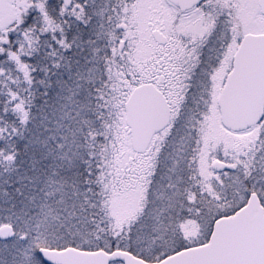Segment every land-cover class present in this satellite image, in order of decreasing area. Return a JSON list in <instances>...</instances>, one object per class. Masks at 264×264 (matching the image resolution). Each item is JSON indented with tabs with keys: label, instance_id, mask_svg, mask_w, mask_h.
<instances>
[{
	"label": "snow or ice",
	"instance_id": "1",
	"mask_svg": "<svg viewBox=\"0 0 264 264\" xmlns=\"http://www.w3.org/2000/svg\"><path fill=\"white\" fill-rule=\"evenodd\" d=\"M0 264H264V0H0Z\"/></svg>",
	"mask_w": 264,
	"mask_h": 264
}]
</instances>
